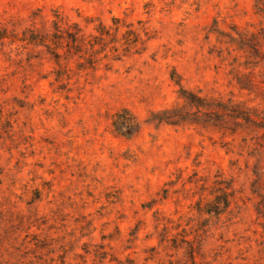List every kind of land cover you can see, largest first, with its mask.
Here are the masks:
<instances>
[{"label":"rangeland","instance_id":"1","mask_svg":"<svg viewBox=\"0 0 264 264\" xmlns=\"http://www.w3.org/2000/svg\"><path fill=\"white\" fill-rule=\"evenodd\" d=\"M0 264H264V0H0Z\"/></svg>","mask_w":264,"mask_h":264},{"label":"trees","instance_id":"2","mask_svg":"<svg viewBox=\"0 0 264 264\" xmlns=\"http://www.w3.org/2000/svg\"><path fill=\"white\" fill-rule=\"evenodd\" d=\"M115 127H116V129L118 131H122V132L126 131L127 133L130 134V133H133V132H135L137 130L138 124H130L129 122H126V121L118 122V120H117L115 122ZM224 196H226V195L224 194ZM222 199H224V200H222ZM222 203H224L225 207L228 206L227 198H223V197L219 196V197H217L215 199V202H214L213 206L216 207L219 210L220 208H218V207H220ZM210 211H212V210H210ZM218 213H219V211H218Z\"/></svg>","mask_w":264,"mask_h":264}]
</instances>
